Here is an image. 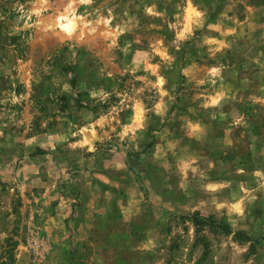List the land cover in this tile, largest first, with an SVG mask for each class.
<instances>
[{
    "label": "rangeland",
    "instance_id": "374dc122",
    "mask_svg": "<svg viewBox=\"0 0 264 264\" xmlns=\"http://www.w3.org/2000/svg\"><path fill=\"white\" fill-rule=\"evenodd\" d=\"M0 264H264V0H0Z\"/></svg>",
    "mask_w": 264,
    "mask_h": 264
},
{
    "label": "crops",
    "instance_id": "0c3cea01",
    "mask_svg": "<svg viewBox=\"0 0 264 264\" xmlns=\"http://www.w3.org/2000/svg\"><path fill=\"white\" fill-rule=\"evenodd\" d=\"M85 174H86V173H83V175H85ZM119 177H123V176L119 175V176L114 177V178H119ZM79 180H80V178H79ZM108 181H109V183H110V180H108ZM111 181H112V180H111ZM81 182H82V180H81ZM81 182H79L78 180L74 179L72 185L75 184V183H76V184H80V185L84 184V183H81ZM111 185L116 186V185H118V184H117V183H116V184H115V183H111ZM100 186H101V187H100ZM99 187H100V188H99ZM117 187H120V188H118V189H122V190H124V191H127V190L124 189L122 186H117ZM97 189H99V190H97L96 195L102 199V201H103L102 204H103V205L106 204L105 201L110 197V193L115 194L114 190H112L111 187H105V186H103L102 184H99V186L97 187ZM111 190H112V192H111ZM83 193H84V192H83ZM84 194H85V193H84ZM84 200H85V199H84ZM55 217H57V216H55Z\"/></svg>",
    "mask_w": 264,
    "mask_h": 264
}]
</instances>
